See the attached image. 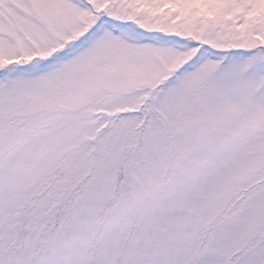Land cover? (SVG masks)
Segmentation results:
<instances>
[{"label":"snow or ice","instance_id":"obj_1","mask_svg":"<svg viewBox=\"0 0 264 264\" xmlns=\"http://www.w3.org/2000/svg\"><path fill=\"white\" fill-rule=\"evenodd\" d=\"M0 264H264V0H0Z\"/></svg>","mask_w":264,"mask_h":264}]
</instances>
